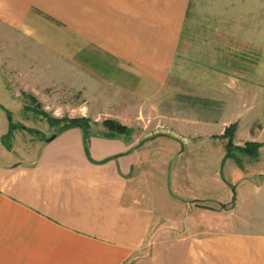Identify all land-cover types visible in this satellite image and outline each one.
I'll return each mask as SVG.
<instances>
[{
	"label": "crops",
	"instance_id": "obj_1",
	"mask_svg": "<svg viewBox=\"0 0 264 264\" xmlns=\"http://www.w3.org/2000/svg\"><path fill=\"white\" fill-rule=\"evenodd\" d=\"M196 1L0 0V264H264V196L246 205L248 185L264 177L241 181L231 200V185L217 171L200 172L202 197L182 204L194 206L195 218H188L190 226L177 237L160 236L171 233L164 228L172 193L159 174L160 202L150 189V173L165 175L171 160L186 150L217 161L226 153L213 139L219 137L218 121L192 115L173 124L179 136L111 138L94 120L87 134L72 128L36 139L12 128L24 124L20 117H8L25 112L24 97L74 88L79 78L86 93L92 81H101L104 100L112 98L106 89L114 90L119 114L132 112L131 100L137 99L138 112L160 115L163 127L171 128V112L181 110V82L196 86L206 73L216 93L220 78L234 87V78L195 66L213 63L203 58L221 57L218 50L228 53L236 32L251 33L252 0H200L204 24L192 26L188 18ZM196 28L208 34L202 37L207 46L180 54V48L191 47L187 34ZM202 127L207 131L201 138ZM190 133L187 149L182 141ZM176 171L173 181L181 184ZM228 212L247 224L245 230L201 233ZM250 221L256 226L248 227Z\"/></svg>",
	"mask_w": 264,
	"mask_h": 264
},
{
	"label": "rangeland",
	"instance_id": "obj_2",
	"mask_svg": "<svg viewBox=\"0 0 264 264\" xmlns=\"http://www.w3.org/2000/svg\"><path fill=\"white\" fill-rule=\"evenodd\" d=\"M201 7H206L205 2L204 4L200 0L196 1V3L192 2L194 16L191 15L188 18V24L192 26L204 24V17L198 15L200 9H202ZM238 19L242 20L241 18ZM236 23H238L236 24V30H240L242 22H237L236 20ZM263 27L264 0H252L251 33L241 34L240 32H236L234 46L229 47L228 53L225 49L218 50L219 56L222 58L208 56L203 58V60L213 61V63L195 66L198 68V71L201 69L202 72L217 73L220 76L222 75L225 80L229 78L231 81L234 78V87L227 88V83L230 84L231 82L221 81L220 78L218 82L219 90L216 93L207 84L210 82L205 79L206 73L203 74L202 81L198 82L196 86H190L188 82H181L183 84L180 86L182 96L176 99V101H179L178 107L180 106L181 110L179 112H171L170 120L172 125L178 122L180 118H190L192 115H195L198 119H202V121H218L217 134L219 137L213 139H217L218 142L220 141V148H225L226 153L224 155L219 154L218 160L215 161L207 160L204 154L201 156L189 154L188 150H186L183 156H175L171 160V166L164 170L165 175L163 172L150 173V189L155 196L159 194L160 202H164V200L161 198L160 193H157L159 174H161L162 184L164 183L163 185L169 189V192L181 198L179 203H173L174 198L172 195L170 196L172 205L168 207V210H165L167 211L168 220L165 223L166 227L164 229L171 233L169 235L165 232L161 233L160 236L162 239L166 236L177 237L183 230L190 226L186 225L188 218L192 216L195 218L196 215L193 214L194 206L187 205L190 209L188 207L182 209V204H186L185 201L200 199L202 197L201 192L198 190L199 185L197 182L200 172L214 173L217 171L220 175V180L227 181L231 185H228L231 200L236 196V191L234 190L241 181L248 178L259 179V177H264V48L262 47L264 45V32H258L259 28L262 29ZM190 30L187 38H191V47L187 49L180 48V54L183 52H198L199 48H194L195 45L199 47L207 46L206 43H203L202 37L208 34L197 31V28L194 31L192 29ZM242 35H245V37H242ZM207 51L210 53L214 52L213 49ZM260 61H262L261 64L259 63ZM227 71L233 73H229L228 75L226 74ZM78 79L76 78L74 88L60 87L55 92H48L43 96L24 97L27 104L25 112L19 114L8 113L10 120L13 121L14 119L17 121L20 117L24 121V124H14L13 126L22 130L24 128L26 130L24 131L27 133V138L31 136L36 139L40 137L46 139L52 138L70 119L80 118L87 120L89 127L91 121L97 120L100 125L102 124V130L106 132V135L111 136L113 134L104 123L106 120L119 123L115 119L119 117L131 126H124L131 130L129 136L135 133L137 136L147 135L154 137L163 134L166 137H174L179 136L175 134L176 131L181 133L179 127L174 125L171 128H164L160 115L153 116L148 110H142L141 113L138 112L137 99L131 100L134 108L132 112L129 110L126 114H119L115 110L114 90L110 91L106 89L107 96L112 98L104 100L102 99L101 81H92V88L86 93L79 86L81 82H78ZM120 115H123V117ZM54 120H60V123H55ZM201 129L202 132L199 131L197 135L202 138L205 137L207 130L205 127ZM211 129L208 128V130ZM90 130L92 129L89 128ZM227 132L229 133L224 137ZM116 135L119 136L120 134L116 133ZM231 135L232 137L230 138ZM184 139L182 146L188 149L189 145L186 144L193 142V134H187V137ZM201 140L197 139L196 142L200 143ZM165 141L166 139L163 140V142ZM230 141L232 148L228 147ZM159 142L157 144H160ZM252 143H256L259 146L256 156H252L243 151L247 144ZM155 152L157 156L162 153V151L157 153V150ZM228 154L232 157H229ZM174 171L180 175L181 184L179 181H173L172 175ZM261 179V182L256 184L251 183L248 185V183H244L249 186L247 194L248 203L246 205L252 204V199L256 201L264 196V178ZM257 185H261L260 188H257ZM238 202L240 206V200ZM166 203L168 204L167 201ZM223 214L224 217L216 219V221H211L209 225H206L201 230L203 231L201 233L212 234L227 230H245L247 224L242 223L245 226L241 225L240 222L234 220L235 218L229 212ZM245 214L248 215L247 213ZM240 216L236 215V217ZM214 222H218V225H214ZM221 223L224 225L219 226ZM233 223L235 224L234 226H232ZM254 223L250 221L248 227H255L256 225ZM227 224H231V226L227 227Z\"/></svg>",
	"mask_w": 264,
	"mask_h": 264
},
{
	"label": "trees",
	"instance_id": "obj_3",
	"mask_svg": "<svg viewBox=\"0 0 264 264\" xmlns=\"http://www.w3.org/2000/svg\"><path fill=\"white\" fill-rule=\"evenodd\" d=\"M54 121H55V123H60V120H54ZM104 125L106 127H108L110 129V132L113 134V135L109 136L111 138H116L117 137L116 133H118L120 135H126V136H129L131 134V130L129 128L124 127V126H122L121 124H119L117 122H113L111 120H106ZM14 127L15 126H13V124H12V128H14ZM72 128H81L87 134V132L89 131L90 127L88 126L87 120H85V119H80V118L70 119L65 126H63L57 133L54 134V136L58 135V134H60V133H62L64 131H67L69 129H72ZM228 133L229 132H227L224 135V137L227 136ZM232 135L230 136V138L232 137ZM228 147L232 148L231 141H230V144H228ZM258 149H259L258 144L252 143V144H247L246 148H244L243 151L248 153V154H251L252 156H256L257 153H258V151H257ZM228 156L232 157L229 154H228ZM233 158L236 159L235 157H233Z\"/></svg>",
	"mask_w": 264,
	"mask_h": 264
}]
</instances>
